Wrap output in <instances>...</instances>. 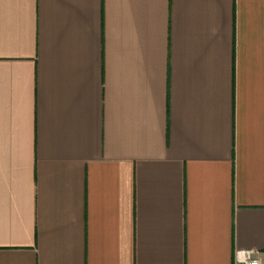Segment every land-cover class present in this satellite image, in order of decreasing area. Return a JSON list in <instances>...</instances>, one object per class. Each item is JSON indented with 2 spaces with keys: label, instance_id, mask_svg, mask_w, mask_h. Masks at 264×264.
Returning a JSON list of instances; mask_svg holds the SVG:
<instances>
[{
  "label": "crops",
  "instance_id": "0c3cea01",
  "mask_svg": "<svg viewBox=\"0 0 264 264\" xmlns=\"http://www.w3.org/2000/svg\"><path fill=\"white\" fill-rule=\"evenodd\" d=\"M264 264V0H0V264Z\"/></svg>",
  "mask_w": 264,
  "mask_h": 264
},
{
  "label": "built area",
  "instance_id": "2783aa9c",
  "mask_svg": "<svg viewBox=\"0 0 264 264\" xmlns=\"http://www.w3.org/2000/svg\"><path fill=\"white\" fill-rule=\"evenodd\" d=\"M236 255V261L243 264H258V261L254 257V252L249 250L239 251Z\"/></svg>",
  "mask_w": 264,
  "mask_h": 264
}]
</instances>
